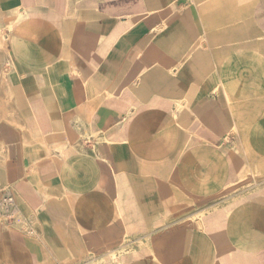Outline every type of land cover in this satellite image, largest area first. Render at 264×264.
<instances>
[{"label":"crops","instance_id":"obj_1","mask_svg":"<svg viewBox=\"0 0 264 264\" xmlns=\"http://www.w3.org/2000/svg\"><path fill=\"white\" fill-rule=\"evenodd\" d=\"M5 193L0 264H264V0H0Z\"/></svg>","mask_w":264,"mask_h":264},{"label":"built area","instance_id":"obj_2","mask_svg":"<svg viewBox=\"0 0 264 264\" xmlns=\"http://www.w3.org/2000/svg\"><path fill=\"white\" fill-rule=\"evenodd\" d=\"M0 214L2 222H15L25 227L28 235L33 234L31 227L20 217L15 198L10 193H5L0 197Z\"/></svg>","mask_w":264,"mask_h":264},{"label":"bare ground","instance_id":"obj_3","mask_svg":"<svg viewBox=\"0 0 264 264\" xmlns=\"http://www.w3.org/2000/svg\"><path fill=\"white\" fill-rule=\"evenodd\" d=\"M253 196V195H252ZM249 198V197H248ZM251 198V197H250Z\"/></svg>","mask_w":264,"mask_h":264}]
</instances>
